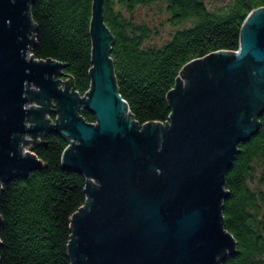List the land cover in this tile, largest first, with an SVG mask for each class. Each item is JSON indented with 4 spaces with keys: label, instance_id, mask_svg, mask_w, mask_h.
Wrapping results in <instances>:
<instances>
[{
    "label": "water",
    "instance_id": "95a60500",
    "mask_svg": "<svg viewBox=\"0 0 264 264\" xmlns=\"http://www.w3.org/2000/svg\"><path fill=\"white\" fill-rule=\"evenodd\" d=\"M31 1L0 0V183L46 166L28 148L57 132L69 140L60 166L85 178L84 203L68 216L70 264H220L236 251L223 226L225 174L264 109V5L242 20L236 50L181 65L164 96L168 120L139 123L116 86L103 0H91L83 94L67 62L32 55Z\"/></svg>",
    "mask_w": 264,
    "mask_h": 264
},
{
    "label": "trees",
    "instance_id": "16d2710c",
    "mask_svg": "<svg viewBox=\"0 0 264 264\" xmlns=\"http://www.w3.org/2000/svg\"><path fill=\"white\" fill-rule=\"evenodd\" d=\"M151 2L166 17L155 25L136 20L131 14L134 5ZM210 2L103 0V19L113 38L109 54L116 86L139 123L168 120L170 107L164 96L181 65L216 49L236 50L242 20L252 8L264 5V0H226L220 6ZM29 13L37 27L32 55L67 62L64 71L83 94L92 63L91 0H32ZM164 23L172 27L167 36L159 43H145ZM79 112L85 120H95L87 108ZM258 119L257 130L238 142L225 174L229 193L222 199L223 226L233 235L236 251L220 264H264V109ZM36 139L45 142L30 149L46 166L0 183V264H70L68 216L84 203L85 178L60 166L68 139L54 131H44Z\"/></svg>",
    "mask_w": 264,
    "mask_h": 264
},
{
    "label": "rangeland",
    "instance_id": "374dc122",
    "mask_svg": "<svg viewBox=\"0 0 264 264\" xmlns=\"http://www.w3.org/2000/svg\"><path fill=\"white\" fill-rule=\"evenodd\" d=\"M226 0H212V2H210L211 5H223L225 3ZM125 14H128L129 11L127 10H124ZM131 14L134 16V18H136V20H142V21H145L147 23H149L150 25H155L159 20H162L166 17V13L165 11L163 10H159L158 9V4L155 3V2H151V3H146V4H136L134 5L133 7V10L131 12ZM153 27V26H152ZM172 27L167 24V23H164L162 26H159L158 29H157V32L158 34H153L149 37V39H147L145 41V43H151V42H160L162 41L166 36H167V33L168 31L171 29ZM29 33V32H28ZM30 35V33H29ZM63 78H66L63 77ZM32 87V84L31 86ZM35 88H37V86H35ZM27 106L28 105H33L35 106V103L33 100H30L27 102L26 104ZM52 113L54 114V116L52 115ZM49 112L48 111V117L52 118L53 120L55 119V116H56V113L52 111ZM43 114L46 115L47 114V111H43ZM45 121L46 119L43 118ZM35 138L37 137L34 136ZM24 139H29L30 137L27 136V135H24L23 136ZM25 150V148H23ZM28 150H30V147L28 148Z\"/></svg>",
    "mask_w": 264,
    "mask_h": 264
}]
</instances>
